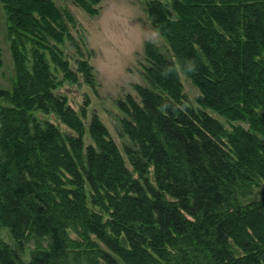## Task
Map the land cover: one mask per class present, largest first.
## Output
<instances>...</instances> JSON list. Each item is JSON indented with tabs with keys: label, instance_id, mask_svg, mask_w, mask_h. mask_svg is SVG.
Instances as JSON below:
<instances>
[{
	"label": "trees",
	"instance_id": "1",
	"mask_svg": "<svg viewBox=\"0 0 264 264\" xmlns=\"http://www.w3.org/2000/svg\"><path fill=\"white\" fill-rule=\"evenodd\" d=\"M4 1L18 54L39 37L79 52L64 19L45 20L55 13L43 0ZM74 1L97 13L99 0ZM145 10L166 53L144 42L140 101L127 96L120 107L137 178L96 114L83 148L43 52H31L29 71L15 57L10 89L0 91V264H264V0H147ZM52 60L78 82L67 61ZM77 70L95 89L93 68L79 61ZM180 72L199 91L196 107ZM49 118L77 138L64 139ZM85 185L101 212L87 207Z\"/></svg>",
	"mask_w": 264,
	"mask_h": 264
},
{
	"label": "rangeland",
	"instance_id": "2",
	"mask_svg": "<svg viewBox=\"0 0 264 264\" xmlns=\"http://www.w3.org/2000/svg\"><path fill=\"white\" fill-rule=\"evenodd\" d=\"M146 1L99 0L98 4L93 6L97 13L90 15L74 0H55L52 4L49 0H43L41 4L50 6L55 13L53 17L48 18V20L45 18V20L54 25L58 18L64 19L67 25L65 26L67 33L75 40L79 52L68 41L56 44L52 40L46 39L47 44H44L41 41L42 38L39 37L34 42L27 38L24 45L19 46L18 44V54L12 45L14 36L11 33V25L6 15L7 5L4 0H0V91L10 89L15 57L22 55L26 61V69L29 71L32 66L31 52L34 49L43 52L47 57V62L50 64V71L55 77V81L62 82L56 92L62 97L64 110L67 109L77 113L78 117H74L73 124L82 133L81 142L83 148L93 144L88 134V127L91 115L96 114L109 134L110 139L118 147L121 153L120 156L133 178H137L138 173L134 171L124 155L123 147L126 142L123 138V126H121L124 114L120 107L126 102L127 96L135 99L137 103L140 101L134 90V85H144L140 67V62L143 61L144 42L150 41L163 52L166 51L163 38L154 28L153 21L146 13ZM160 1L168 3V0ZM37 13H39L38 9H34L32 12L34 16ZM68 14L72 21L66 19ZM40 21L44 26L45 22L42 18ZM52 54L68 62V68L77 77L78 82L76 84L65 80V73L53 62ZM79 61L87 62L93 68L96 82L95 89L83 82L82 75L77 70ZM179 76L184 93L196 107L195 99L199 94L198 89L181 72ZM86 100H88V105L85 107L87 116L83 118L79 111ZM0 106H8L5 104L3 97H0ZM207 112L220 121L226 129H230V125L223 118L209 110ZM262 113L264 114V111ZM68 117L66 116V118ZM18 119L20 120V118ZM49 120L57 126L59 133L64 139L68 137L77 138L78 133L74 128H69L62 122L52 118H49ZM238 124L232 123L231 125ZM243 126L247 127V125ZM64 143H67L69 148H71L67 141L64 140ZM56 161L54 162L58 163ZM144 176L148 179H146L147 182L153 186V169L148 167ZM85 193L87 207L93 211L101 212V209L95 207L97 205L94 203L95 200L92 201L91 190L86 185ZM106 219L104 218V220ZM69 235L73 238L76 237L73 232H70ZM92 240L96 242L94 238ZM46 241V239L42 241L43 247H46ZM99 246L102 247L101 244ZM34 248V243L29 242L26 245L27 253L30 254V251Z\"/></svg>",
	"mask_w": 264,
	"mask_h": 264
}]
</instances>
